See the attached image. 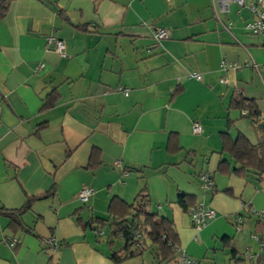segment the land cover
I'll return each mask as SVG.
<instances>
[{"label": "crops", "instance_id": "obj_1", "mask_svg": "<svg viewBox=\"0 0 264 264\" xmlns=\"http://www.w3.org/2000/svg\"><path fill=\"white\" fill-rule=\"evenodd\" d=\"M218 11L217 0H10L0 18V210L54 193L33 200L23 227L0 214V264H112L114 246L83 223L106 217L114 196L131 203L143 186L188 257L264 264V218L252 212L264 211V179L233 173L222 151L224 133L264 141V69L250 66L264 63V45L243 31L246 9L219 12L232 36ZM157 28L168 37L156 40ZM50 34L64 42L63 54L46 43ZM221 60L239 67L223 71ZM50 92L54 104L40 109ZM239 94L255 101L257 124L231 107ZM94 148L100 164L88 169ZM201 172L211 175V190L201 188ZM82 186L93 190L86 203ZM180 193L215 211L200 230L177 203ZM147 247L120 264H178L158 262Z\"/></svg>", "mask_w": 264, "mask_h": 264}, {"label": "trees", "instance_id": "obj_2", "mask_svg": "<svg viewBox=\"0 0 264 264\" xmlns=\"http://www.w3.org/2000/svg\"><path fill=\"white\" fill-rule=\"evenodd\" d=\"M9 2L10 0H0V18L5 15ZM81 28L85 30L83 27ZM55 99L53 92L48 93L40 109L51 107ZM231 107L240 110V112L242 110L247 111L246 117L254 124H257L261 118L255 101L240 94L232 101ZM225 135L227 134L224 133L222 151L226 152L236 164V167L233 168V173L244 177L252 173L257 180L264 179V141L253 144L242 134L234 139L228 136L227 138ZM176 138V134L169 135L167 147L170 151L178 149ZM223 162L220 161V165ZM99 164L100 152L94 148L91 150L87 167L88 169H95ZM146 190V186H143L131 203L117 196L112 197L107 206L106 217H89L83 223L84 226L96 232L103 231L101 236L106 237V243L109 248L114 246L116 240L120 239L123 241L118 249L112 250L108 255L112 264H120L127 259L141 255L145 249H148L147 246H154L156 250L154 257L158 262L178 258L177 249H179V244L173 222L167 217L160 215L152 207ZM53 193L54 188L52 187L43 194L28 197L21 208L17 210L1 209L0 214L7 215L13 224L23 227L21 216L29 210L33 200L47 198ZM177 203L186 212L189 207L194 206L188 202L187 195L184 193L178 194ZM79 219L78 217V223ZM258 226L260 228L259 223Z\"/></svg>", "mask_w": 264, "mask_h": 264}, {"label": "built area", "instance_id": "obj_3", "mask_svg": "<svg viewBox=\"0 0 264 264\" xmlns=\"http://www.w3.org/2000/svg\"><path fill=\"white\" fill-rule=\"evenodd\" d=\"M218 1V8L219 11L216 13V19L222 26V28L229 33L232 36V24L231 22L223 21L219 17L220 13H227L229 11V4L235 3L237 4L238 8H244L248 12V17L243 21V31L254 37H260L262 39L263 45H264V0H217ZM239 12V10H238ZM154 38L156 40H161L168 37V32L162 28H157L154 31L153 34ZM46 43L49 45H53L54 49L60 53L63 54L64 52V42L58 38H56L54 35L50 34L46 36ZM250 66L254 68L256 71H259L260 69H264V63L258 64L255 62H251ZM43 67V63L38 64L35 69L39 70ZM220 67L223 71L227 70H234L239 67V64H236L234 62H228L226 60H221ZM192 76L199 78V75L192 74ZM221 83L226 82V78L222 77L219 80ZM117 90L122 91L124 94H127V90L121 87H118ZM242 115H246L247 111L242 110ZM191 131L193 134H198L201 132V125L197 122H193L191 124ZM199 180L201 182V188L205 190H209L213 187V179L210 174L206 172H202L199 175ZM93 190L90 187L82 186L81 189L78 192V198L80 202L86 203L88 201V198L92 195ZM253 213L258 215L261 218H264V211H256L252 210ZM187 214L189 215V218L191 220L192 225L196 230H200L205 224L215 216V211L206 205L203 204H197L194 206H191L187 210ZM242 222V216L241 214H237L235 216L234 225L236 229H239L240 224ZM98 235H103V231H98ZM256 239L257 237L254 236ZM47 246L50 249H54L56 246V241L52 237H48L44 241ZM10 247H13L15 244V240L12 239L9 243ZM178 251V264H201L198 261L188 257L184 252L177 249Z\"/></svg>", "mask_w": 264, "mask_h": 264}, {"label": "rangeland", "instance_id": "obj_4", "mask_svg": "<svg viewBox=\"0 0 264 264\" xmlns=\"http://www.w3.org/2000/svg\"><path fill=\"white\" fill-rule=\"evenodd\" d=\"M237 7H238V6H237V4H235V3H234V4H233V3L230 4V6H229L230 14H233L234 10H235ZM242 13L245 14V10H243ZM122 243H123L122 240H120V239L116 240L113 249H114V250H115V249H118V248L122 245ZM149 260H150V259H149Z\"/></svg>", "mask_w": 264, "mask_h": 264}, {"label": "water", "instance_id": "obj_5", "mask_svg": "<svg viewBox=\"0 0 264 264\" xmlns=\"http://www.w3.org/2000/svg\"><path fill=\"white\" fill-rule=\"evenodd\" d=\"M257 127L262 131V136L264 137V121L259 122Z\"/></svg>", "mask_w": 264, "mask_h": 264}]
</instances>
